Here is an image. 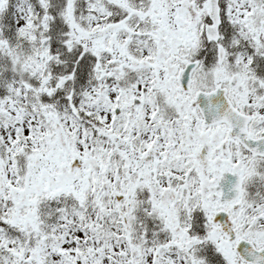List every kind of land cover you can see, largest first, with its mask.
<instances>
[{"label": "snow or ice", "instance_id": "6c2138e0", "mask_svg": "<svg viewBox=\"0 0 264 264\" xmlns=\"http://www.w3.org/2000/svg\"><path fill=\"white\" fill-rule=\"evenodd\" d=\"M0 264H264V0H0Z\"/></svg>", "mask_w": 264, "mask_h": 264}]
</instances>
